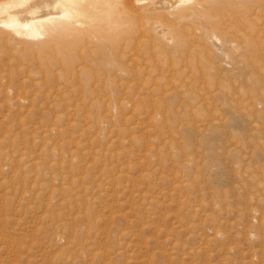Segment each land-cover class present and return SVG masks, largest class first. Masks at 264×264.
Returning a JSON list of instances; mask_svg holds the SVG:
<instances>
[{
  "label": "rangeland",
  "instance_id": "1",
  "mask_svg": "<svg viewBox=\"0 0 264 264\" xmlns=\"http://www.w3.org/2000/svg\"><path fill=\"white\" fill-rule=\"evenodd\" d=\"M231 4L254 32L223 48L253 70L244 83L198 26L176 25L178 46L162 38L155 74L131 89L117 79L121 94L101 75L80 87L62 68L45 76L0 44V264H264V121L250 105L264 94V41L245 48L264 0Z\"/></svg>",
  "mask_w": 264,
  "mask_h": 264
},
{
  "label": "bare ground",
  "instance_id": "2",
  "mask_svg": "<svg viewBox=\"0 0 264 264\" xmlns=\"http://www.w3.org/2000/svg\"><path fill=\"white\" fill-rule=\"evenodd\" d=\"M233 1L235 0H0V44L23 54V58L36 56L35 62L43 69L45 76H52V71L62 68L57 73L62 75L65 72V78L77 76L80 81L75 80L76 85L80 87L83 83L82 76L86 82L93 84L100 81L101 75V78H104L102 81L104 87L117 94L122 84H117V79H124L122 88L131 89L129 83L135 82V79L139 81L150 72V55L154 54L156 57L160 54L156 51H160L162 38L164 45L178 46L180 34L176 25L184 29L188 26H198L203 41L222 54V66L230 65L237 68V75L244 83L248 81L246 74L250 71L241 64L240 56V59H237L227 50L223 52L228 43L233 45L231 46L233 48L235 45L236 49L240 48L239 43L254 33L252 31L251 34H247L242 31V25L251 24L252 20L247 12L230 9ZM184 4L188 6L180 10ZM149 27L156 36L150 44L146 41L148 47L145 44V35ZM209 28L216 31L208 30ZM169 30L172 36L165 35V31ZM240 33L242 34L239 35ZM238 37L243 40H239ZM257 38L259 41H249L247 45L244 43L251 55L260 49L258 42L264 41V28ZM149 49L151 53H147ZM46 54L49 56L45 57ZM153 65L151 63V66ZM226 69L228 68H225V72ZM95 70L102 74H96ZM251 72L250 76L253 78L255 74L253 70ZM150 73L155 74V71ZM128 77L133 78L125 79ZM150 84L148 83V86ZM88 89L92 93L96 86ZM159 91L160 89L152 88L150 93ZM110 98L116 99L117 96L113 95ZM254 103L260 106L259 112L263 111L260 118L264 121V94L250 103L251 107H254ZM240 123L241 117L237 115L232 116L228 122L231 128ZM213 160L220 167L219 159L214 157ZM222 176L223 167L219 175L213 178L214 182H221ZM254 217L256 218V215ZM251 237L254 238L255 234L252 233Z\"/></svg>",
  "mask_w": 264,
  "mask_h": 264
}]
</instances>
